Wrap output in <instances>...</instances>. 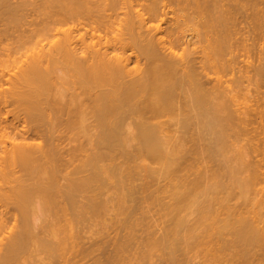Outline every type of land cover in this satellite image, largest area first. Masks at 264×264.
<instances>
[{
	"label": "bare ground",
	"instance_id": "obj_1",
	"mask_svg": "<svg viewBox=\"0 0 264 264\" xmlns=\"http://www.w3.org/2000/svg\"><path fill=\"white\" fill-rule=\"evenodd\" d=\"M261 41L264 0H0V67L15 65L0 69V114L14 116L0 122L9 138L0 142V264H115L146 222L143 204L155 206L146 215L159 211L147 221L163 208L162 222L176 228L168 227L172 248L171 238H157L170 250L168 264L183 262L194 246L188 239L201 227L208 239L216 224L222 228L214 235L235 237L234 260L245 263L257 249L264 255V56H251ZM236 139L244 153L233 154ZM140 164L151 180L140 184V177L136 186L131 165ZM205 165L217 171L209 175ZM257 196L260 214L239 201L251 206ZM234 198L254 216H227ZM113 207L121 217L126 212L119 220L125 229L117 222L123 233L132 232L122 234L120 248L111 233L104 241L83 224ZM155 235L150 242H158ZM147 241L138 247L150 248ZM132 243L131 252L138 249Z\"/></svg>",
	"mask_w": 264,
	"mask_h": 264
},
{
	"label": "rangeland",
	"instance_id": "obj_2",
	"mask_svg": "<svg viewBox=\"0 0 264 264\" xmlns=\"http://www.w3.org/2000/svg\"><path fill=\"white\" fill-rule=\"evenodd\" d=\"M261 42H262V43H261ZM261 42L258 43L259 47H258V45H257V47H256V48H258V49H255V50L253 49V52H256V53H251V54H252V55H251L252 57H255V58L257 57V58H258L259 56H261V57L264 56L263 53H260V52H263V48H264V45H263L264 42H263V41H261ZM261 48H262V50H261ZM240 54H242V53H240ZM260 54H262V55H260ZM253 55H254V56H253ZM256 55H257V56H256ZM257 58H256V59H257ZM240 59H244V58L240 57ZM238 60H239V59H238ZM0 62H2V61H0ZM9 63H10V62H9ZM12 63H13V62H12ZM2 65H3V64L1 63V67H0V69H4V68H5V67H3ZM4 65H7V67H8V68H7V67L5 68L6 70L11 69V68H13V67L15 66V65L12 66V64H9V65H11L12 67H11V66H8V63H5ZM16 66H17V65H16ZM2 67H3V68H2ZM234 67H235V66H234ZM5 69H4V71H5ZM15 69H16V68H15ZM7 72H8V71H7ZM7 72H5V73H7ZM10 72H12V69L10 70ZM14 72H15V70L13 69V73H14ZM13 73H9V72H8V74H10V75L13 74ZM8 74H5V75H4V76H5L4 79H7L8 76L10 77V75H8ZM6 75H7V77H6ZM9 77H8V78H9ZM6 85H7V84H5V85H3V86L6 88V87H7ZM8 87H9V86H8ZM8 87H7V88H8ZM7 88H6V89H7ZM243 95H244V94H243ZM244 96H245V95H244ZM244 96H243V97H244ZM241 97H242V95H241ZM243 97H242V98H243ZM241 100H243V99H241ZM2 115H4V113L0 114V117H1ZM5 115H6V113H5ZM5 115H4L3 117H1L2 119L0 118V119H1L0 122H1L2 124H3V122H4V124H5V126H6L7 124H6L5 121H4V119H5ZM8 115H9V114L6 115V118L8 119V122H9V124H10L11 121L14 120V116H11V114H10V116L8 117ZM3 118H4V119H3ZM7 119H5V120L7 121ZM11 119H12V120H11ZM9 120H10V121H9ZM2 121H3V122H2ZM8 122H7V123H8ZM14 122H15V121H14ZM1 123H0V124H1ZM2 124H1V126H2V128H3V125H2ZM9 124H8V125H9ZM5 126H4V127H5ZM237 129H238V128H237ZM237 129H236V130H237ZM236 130H235V132H237V133L241 132V131H238L239 129H238L237 131H236ZM0 131H1L0 134L2 135V137H0V142L2 143V141H3V142H5V141H9V138H7V137H8V134L5 135L6 133L2 132V130H0ZM3 131H5V130H3ZM5 132H8V133L11 132L10 128H9L8 130H6ZM3 135H4V136H3ZM176 135H178V134H176ZM179 135H180V134H179ZM6 136H7V137H6ZM263 137H264V136H263ZM241 138H242V139L245 138V140H246V137H243V135H242V137H240V140H242ZM240 140H239V139L233 140V141H235V142L238 141L237 143H235V144H236V147H237V148H236V147H235V148L237 149L238 152L236 153V150H235V148H234V151H235V152L233 153L234 155L238 154L241 150L244 151V148H241L242 142H241ZM242 141L245 142V144L242 145L243 147H245V145L247 144V143H246L247 141H244V140H242ZM239 142H241V143H239ZM238 143H239V144H238ZM5 144H6V143H5ZM131 144H132V143H131ZM134 144H135V142H133L132 145H134ZM3 145H4V143H3ZM0 146H2V145H0ZM238 147L241 148V150H238ZM246 148H247V146H246ZM245 152H246V149H245ZM240 153H244V152H240ZM148 162H149V161H148ZM150 163H151V162H149V164L147 163V165H150ZM204 164H207V163H204ZM152 165H153V164H152ZM154 165H155V164H154ZM154 165H153V167H154V169H155V167L157 166V164H156L155 166H154ZM211 165H212L213 168H216V167H214V166L216 165L215 163H213V164L208 163L207 166H209V168H210ZM133 166H134V165H133ZM133 166L131 165V167L134 169L133 171H136V172H133V171H132V172H133V173H136V174H135L136 176H139V175H140L139 177H137V179H136V176H135V185H136V186H137V185L139 186V185L141 184V182H142V183H143V182H144V183L150 182V181H148V180H151V179H149V178L146 177L145 175H143V177L141 176L142 173L145 174V172L143 171V165H142V164H140L139 166L137 165V166H138L137 168H138L140 171H139L137 168L135 169V166H136V165H135L134 167H133ZM200 166H202V165H200ZM203 166H204V165H203ZM205 166H206V165H205ZM207 166H206V168H207ZM216 166H217V165H216ZM153 167H152V168H153ZM132 168H129V170H130V169L132 170ZM156 168H157V167H156ZM213 168H211L210 170L207 168V171L209 170L210 172H212V171L214 170ZM217 168H218V167H217ZM212 169H213V170H212ZM141 170H142V171H141ZM137 171L140 172V173H138L139 175L137 174ZM207 171H206V172H207ZM209 171H208L207 174L210 175ZM216 171H217V169L214 170L211 174H214V172H216ZM130 172H131V171H130ZM130 172H129V173H130ZM179 173H180V172H179ZM179 173H178L177 175H178L179 177H181V179H180L178 176H176V177H178V179L181 180V182H182V175H183L184 172H183V171L181 172L182 175H181V173H180V174H179ZM131 174H132V173H131ZM193 176H194V175H193ZM140 177H141L142 179H139ZM156 177H157V175H156ZM161 177H162V176H160L159 179H162V180H163V178H161ZM165 177H166V176H165ZM133 178H134V177H133ZM157 178H158V177H157ZM171 178H172V179H175L174 177H171ZM138 179H139V180H138ZM144 179H146V180L144 181ZM166 179H168V177H167ZM133 180H134V179H133ZM136 180L140 181V184H138V183H137L138 181H136ZM162 180H160L161 183L164 181V180H163V181H162ZM168 180H169V179H168ZM160 181L158 180L159 183H160ZM165 182H166V184L169 182L168 184L171 186V187H169L170 189H167V187H166L165 190H168V191L170 190L169 192H171V189H172V191H173V182H172V181H167V180H166ZM165 182H164L163 184H165ZM171 182H172V183H171ZM170 183H171L172 185H171ZM129 185H130V183H129ZM163 186H164V185H163ZM127 187H128V184H127ZM165 190H164V191H165ZM119 193H120V192H119ZM119 193L117 192L116 194L119 195ZM166 193H167V192H166ZM117 195H115V196L118 198ZM159 195L161 196L160 193H159ZM165 195L167 196V195H169V193H168V194H164V195H162V196L165 197ZM137 196L140 197L139 194H137ZM235 196H237V198H238L239 195H235ZM253 196H254V195H251V197H253ZM167 197H169V196H167ZM159 199L163 200L162 198H159ZM166 199H167V201H168V198H164V201H163V202H166V201H165ZM249 199H250V198H249ZM232 200H233V199H232ZM234 200L236 201V198H234ZM234 200L231 201V202L229 203L230 205H227L228 208H229V206H231L230 208L233 207L232 209H233V212H234V213L231 211V214H229V215H227V213L224 214V212H227V211L225 210L224 212H221L220 209H221V210H223V209H222V207L220 206V204H219V206H220L221 208L218 206V204H217V206H215V207H217V210L219 211V213H218V211H217V212L215 211V213H218L219 216H221V214L223 213V214H222V216H223L222 218H224L225 215L230 216V215L235 214L234 217L236 218V215H237L239 212H240V213L237 215L238 217H239L240 214L245 213V211H246V210H245V207H247V210L249 209L248 211H249L250 213H252V211H253V213H254L255 211L257 212V210L260 209V208L258 207V205H257L258 202H259V201H257V200H260V197H259V196L254 197V199L251 198L250 200H248V201H249V204L252 202V203H251V206L253 205L252 207L249 206V205L247 206L248 203H243V200H242V199H239V201H240V202L242 201V204H243V205L245 204V205H244L245 207H244L241 203H239L238 200L234 203ZM252 200H253V201H252ZM255 200H256V201H255ZM248 201H247V202H248ZM118 202H119V201L116 200V207H117V208L119 207V205L117 206V203H118ZM237 202H238V203H237ZM256 202H257V203H256ZM233 203H234L235 205H234ZM128 204H129V205H128ZM128 204H127L125 207H127V206H131V205H132V203H131V205H130V203H128ZM153 204L158 205V208H159V205H160V204H157V203H153ZM161 204H162V202H161ZM236 204L241 205V206H243V207H242V208H239L240 206H238V205L236 206ZM149 205H151V204H149ZM149 205H148V207H149ZM120 206H121V205H120ZM151 206H153V205H151ZM160 206H162V205H160ZM165 206H166V205H165ZM165 206H164V209H165ZM235 206H236V208H235ZM254 206H255V207H254ZM121 207H122V206H121ZM121 207H119V209H120ZM144 207H145V208H144ZM146 207H147V205L145 206V204H143V210H144V212H143V216H145L143 220H146L147 224H145V223H146L145 221H144V223H143V222H140V224L142 223V226H145V230H146V231H147L148 228H152V229H153V230L150 229V230L152 231V232L150 231V233H152V234L149 233V234L151 235V238H154V237H152V236H154V232H155L156 235L158 234V235H157L158 237L155 235V242H157V240H158L157 238H160V237H162V240L159 239L161 242L163 241L162 244H164L165 242H169V241L171 240V241H170L171 244H170V242H169L168 244H169L170 247L172 248V238H173V236H174L173 233L175 232L176 228L174 229L173 227H170L171 224H170V226H169V225L167 226V225L165 224L166 222H167V224L170 223V222H169L170 220H169V221H166V222L164 223L166 217H165V215L163 214V212H164L165 210L163 211V210H162L163 208L160 209V215H161V216L164 215V217H162L161 220H157L158 218H160V215L157 216V219H156V217H154L153 220H154V219L156 220V221L154 220V221H155V223H154L152 219L149 220V221H147V218L149 219L150 216H152V217L155 216L156 211H154V212H155V213H154V212H152L153 209H150V210H151L150 212L154 213V215H152V213H151V215H150V214H147V215H149V217H147V215H146L145 213H146V211L149 212V210L147 209L148 207H147V208H146ZM154 207H155V206H153V208H154ZM162 207H163V206H162ZM113 208H114V209H113ZM113 208H111V211L109 210V211L111 212V214H112V215L110 214L111 216H109V213H110V212L108 211V212L105 214V216H104V214L102 215V216H104V217L96 218V219H94V220H89V221L86 220V221L83 222V224H84L85 226L88 227V225L91 223V226H89V231L91 230V232H93L94 234H95V232H96V234L98 235V238H100V236H101L100 239L103 240V238H104V241H106L105 238H107V236L102 238V236L104 235V233H106V234H107L108 232L111 233L112 236H114V237H113L114 240L116 241V240L118 239L117 242H118V241L120 242V244L118 243V246H119V248H120V245L123 244V243H121V242L124 240V238H123L124 235H127V236H128L130 233L132 234V232L129 231V230H131V228H130L129 230H128V228H126V232H128L127 234H125L126 232L123 233V231H125V230H121V229H122V226H123V229H125L124 225L122 224V223H123V222H122L123 220L121 219L122 217H123V219H124V217L126 216V212H124L125 210H124V211L122 210V211L124 212L125 216L122 215V217H121V216L119 215V213H118L119 211H120V213H121V210H119V211L117 212L118 209L116 208L117 210L115 211V207H113ZM149 208H150V207H149ZM219 208H220V209H219ZM234 208H235V210H236L237 208H239V209H237V212H236V211L234 210ZM257 208H259V209H257ZM261 208H263V207L261 206ZM121 209H122V208H121ZM156 209H157V207H156ZM156 209H154V210H156ZM224 209H225V208H224ZM253 209H254V210H253ZM112 210H114V211L117 212V213H115V212L112 211ZM161 210H162V212H161ZM190 210H191V209H190ZM251 210H252V211H251ZM263 210H264V209H263ZM263 210H262V212H263ZM128 211H130V210H128ZM157 211H158V209H157ZM187 211H189V210H187ZM192 211H194V209H192ZM241 211H242V213H241ZM248 211H246V214H245V215L248 214V216H249V212H248ZM158 212H159V211H158ZM158 212H157V213H158ZM213 212H214V211H213ZM220 212H221V213H220ZM229 212H230V211H228V213H229ZM235 212H236V213H235ZM260 212H261V211H258L257 213L260 214ZM138 213H139V215H141V211H138ZM138 213H137V211H136L135 214H138ZM157 213H156V214H157ZM186 213H188V212H186ZM194 213H195V217H196L198 213H196L195 211H194ZM215 213H213V214H215ZM257 213H256V215H257ZM115 214L118 215V216H120V217H118V221H117V219H116L117 217H116ZM121 214H122V213H121ZM135 214H134V215H135ZM254 214H255V213H254ZM254 214H252V215L250 214V216H254ZM216 215H217V214H216ZM216 215H215V217H213V218H217V219L219 220L221 217L218 218V217H217L218 215H217V216H216ZM136 216H137V215H136ZM193 216H194V215H193V213H192L191 219H189L190 217L187 218V219H189V221L192 220V223H193V221L195 220V217L193 218ZM250 216H249V217H250ZM109 217L111 218L110 220H109ZM137 217H138V216H137ZM139 217H140V216H139ZM197 217L199 218V216H197ZM197 217H196V218H197ZM234 217H233V218H234ZM163 218H164V221L162 222ZM225 218H226V217H225ZM225 218H224V220H225ZM227 218H228V217H227ZM107 219H108V220H107ZM112 219H113V220H112ZM95 220H96V221H95ZM102 220H103V221H102ZM104 220H105V223H104ZM119 220H122V221H119ZM215 220H216V219H215ZM218 220H217V221H218ZM224 220H223V221H224ZM229 220H230V222L232 221V219H231L230 217H229ZM237 220H238V219H234L232 223L236 222ZM101 221H102L103 223H102ZM112 221H113L114 223H113ZM115 221H116V223H115ZM134 221H135V219H134ZM150 221H151V224H153V225H149V224H150ZM158 221H160V222H158ZM195 221H196V220H195ZM195 221H194V222H195ZM197 221H199V219H198ZM197 221H196V223H195V224H196L195 226H196L197 228H199V227L197 226V223H199V222H197ZM85 222H86V223H85ZM87 222H89V223H87ZM93 222H94V223H93ZM110 222H111V224H110ZM117 222H121L120 224H122V226L119 225V223H117ZM130 222H131V221H130ZM148 222H149V224H148ZM190 222H191V221H190ZM215 222H216V221H215ZM92 223H93V225H92ZM100 223H101V224H100ZM132 223H133V222H132ZM132 223H131V226H132L133 228L138 224L137 221H136V223H137L136 225H135V224L132 225ZM158 223H159V224H158ZM162 223H163V224H162ZM192 223H190L189 225H191ZM216 223H217V222H216ZM219 223L221 224L220 221H218V224H219ZM95 224H96V225H95ZM109 224H110V225H109ZM117 224H118V225H117ZM128 224H130V223H127L126 225H128ZM140 224H138V225L140 226ZM157 224H158V225H157ZM160 224H161V225H160ZM164 224H165L167 227H165ZM193 224H194V223H193ZM193 224L191 225L192 228H196V227L193 226ZM222 224H223V223H222ZM236 224H237V222H236ZM236 224H233V225H236ZM84 225H83V227H84ZM108 225H109V226H108ZM112 225H115V227L117 228V229L115 228L114 230H118V229H120V231L118 230V231H119V234H118V232H116V231H115V233H113L114 230L112 231V229H113L114 226L112 227ZM116 225H117L118 227H117ZM138 225H137V226H138ZM147 225H148V226H147ZM154 225H156V226H154ZM163 225H164V226H163ZM231 225H232V224H231ZM93 226H94V227H93ZM119 226H120V228H119ZM129 226H130V225H129ZM137 226H136V227H137ZM142 226H141V227H142ZM152 226H154L157 230H154V227H152ZM161 226H162V227H161ZM173 226H175V225L173 224ZM199 226H201V223H199ZM87 227H86V228H87ZM91 227H92V228H91ZM96 227H97V228H96ZM141 227H138V229L143 230V229H142L143 227H142V228H141ZM147 227H148V228H147ZM160 227H161L162 230L160 229ZM163 227H165V228H168V227H169L171 230L174 229V230H173L174 232L172 231L173 236L170 235V236H171V237H170V236L168 235V231L170 230L169 228L167 229L166 234L163 233V232H165V230H164L165 228H163ZM219 227H220V226H217V224H216L215 229H213V228H214V226H213L212 229L217 231V232H216V231H213V232L218 233V231L221 230L222 226H221V228L218 230ZM84 228H85V227H84ZM93 228H94V229H93ZM133 228H132V229H133ZM216 228H217V229H216ZM92 229H93V230H96V231L94 232ZM136 229H137V228H134V232H133L135 235L138 233V232L135 233V231H139V232H141L140 230H138V229L136 230ZM212 229H211V230H212ZM99 230H100V231H99ZM127 230H128V231H127ZM145 230H144V232H146ZM159 230H161L162 232L159 231ZM171 230L169 231V234L171 233ZM193 230H195V229H193ZM203 230H204V228H203ZM203 230H202V227H201V230H200V228H199V232L202 233ZM207 230L209 231V232H208L209 234L211 233L210 235L208 234V239H206V237H207V236H206V235H207V231H206V230L204 231V232H206V234L204 233V235H205L206 237L203 238V236H201V235H203V234L199 233L198 230L196 229V231L198 232V233H196V234L200 235L201 238H203L202 242H201V240H199V238H198V243H197V241H196V237H198V236H196L195 232H194L195 237H193V238H195V240H194V239L192 240L191 238L188 239V242H189V240H191L192 242L194 241V246H193V244H189V243H188V244H189V248H190V246L192 245V246H191L192 248L189 249V250L192 251V252H189V253L185 252V253L183 254L184 257H182V261H183V262H180L181 264H187V263H188V264H224V263H225V264H249V262H250V264H260V263L262 264V260L264 259V258L261 259V258H262L261 256L264 257V255H262V254H263V251H259V249L256 248L258 252L254 249L255 252H252V253H254V254H252L253 258H252V256H250V257L248 258L249 261H248V260H245V261H244L245 263H243V262H239V260H242V259H237V258L235 257V259H237V260H234V258H233L234 255L236 256V254H234V253H235V252H236V253L238 252V245L236 244L237 241H236V242L234 241L235 237L233 236V239H232V235H228L229 237L225 236V239H226V238H227V239L229 238V239L224 241V237H219V234H215V235H214L213 232H210V229H208V228H207ZM86 231H87V229H86ZM86 231H85V232H86ZM98 231H99V233H97ZM87 232H88V231H87ZM87 232H86V233H87ZM91 232H90V233H91ZM100 232H101L102 234H101ZM129 232H130V233H129ZM144 232L142 231L141 234L138 233L139 235H137V236H139V237H141V238H142V236H144L145 238H142V239L140 240V238H136L137 236L134 235V237H133L134 239H133V241H131V242L134 243V241H135V243H136V242H138L139 240H140V241L143 240L142 243H140V244L143 245L144 240H145V242H144V244H145V243H146V239H147V240H148L147 243H148V245L150 246V248H152L151 251H152L153 253H151V251H149L150 248H147V247H146V246H147L146 244H145L146 246H144V247H143V246L138 247V245H140V244H138L139 242L136 243V244L134 243V245H135L134 247H135V248L138 247V249H141V250H142V248H145V250L143 249L144 252H142L143 250L140 251V250H138V249H137V250H133V252H131V251H132V247H131V248L129 247V244L131 243V242H129V243H127L128 245H127L126 247H128V248H130V249H128V248L126 249V247H125V248H124V251H125V250H131V251H130V252L128 251L129 253H128L127 256H125V255L127 254V251H125L126 254H124V258H123V256H122L123 254L120 255L121 251H120V249L118 248L119 251H118V254H117V257H116L117 259H116V263H115V264H120V263H121V264H125V263H126V264H131V263H132V264H136V263H139V260L137 261V258L139 259L138 256L141 255V252H142V254L144 253V258H143V259L140 258V259H141V260H144L145 257L148 258V260L145 259L144 261H146V262L148 261L147 263H149V264H153V263H154V264H158V263H159V264H163V263L168 264V263H167V260H168L167 256H168L169 253L166 252V251H168L169 249H166V251H164V250H165L164 245H163L164 248H163V247H160V246H162V245H158V243L160 242L159 240H158L157 243H154V242H153L154 239H152L153 241L151 240L152 242H150V239H149V238H150V235H149L147 232H146V234H145ZM148 232H149V229H148ZM160 232H161L163 235H162ZM109 233H108V234H109ZM88 234H89V232H88ZM88 234H86V235L88 236ZM106 234H105V235H106ZM108 234H107V235H108ZM122 234H124V235H122ZM131 234H130V235H131ZM147 234L149 235V238H146V235H147ZM164 234H165V236L168 235V237H167L166 240H165V238H164V237H165ZM194 234H193V232L191 233V235H193V236H194ZM225 234H226V233H225ZM227 234H228V233H227ZM89 235H90V234H89ZM116 235H118V236H116ZM130 235H129V236H130ZM140 235H141V236H140ZM212 235H214V237H213ZM217 235H218V237H217V239H216V236H217ZM95 236H96V235H95ZM112 236L109 235L108 237L111 238ZM115 236L117 237L116 239H115ZM129 236H128V237H129ZM159 236H160V237H159ZM200 236H199V237H200ZM209 236H210V237H209ZM221 236H222V235H221ZM96 237H97V236H96ZM128 237H127L126 239H130V238H128ZM130 237H131V236H130ZM98 238H97V239H98ZM110 238H108V239H110ZM119 238H121V239H119ZM122 238H123V239H122ZM135 238H136V239H135ZM169 238H171V239L169 240ZM213 238H214L215 240H214ZM95 239H96V238H95ZM138 239H139V240H138ZM210 239H211V240H210ZM221 239H223V240H222L221 242H219ZM110 240H111V239H110ZM137 240H138V241H137ZM167 240H169V241H167ZM204 240H207V241L204 243V242H203ZM209 240H210V242H209ZM218 240H219V241H218ZM229 240H230V241H229ZM85 241H88V240H85ZM112 241H113V240H112ZM214 241H215V243H214ZM227 241H229V243H227V245H225V243H226ZM233 241L235 242V243H234V246H233ZM107 242L109 243V240H108ZM107 242H106V244H107ZM161 242H160V243H161ZM192 242H190V243H192ZM199 242L203 243L204 245L202 246V244H199ZM212 242H213L214 244H213ZM103 243H105V242H103ZM113 243H115V242H113ZM133 243H132V244H133ZM149 243H151V244L153 243V244L151 245V244H149ZM160 243H159V244H160ZM211 243H212L213 245H212ZM219 243H220V244H219ZM110 244H112V243H110ZM156 244H157V245H156ZM197 244H199V245H198V248L195 247V246H197ZM216 244H217V245H216ZM153 245H154V247L157 246L156 249L153 247ZM166 245H167V244H165V246H166ZM169 245H168V246H169ZM218 245H219V247H218ZM235 245H236V246H235ZM107 246H109V245H107ZM110 246H111V248H112V245H110ZM130 246H133V245H130ZM136 246H137V247H136ZM149 246H148V247H149ZM168 246H166V248H170V247H168ZM208 246H209V247L211 246L210 249H209ZM212 246H213V249H212ZM222 246H225V247L228 248V249H224V248H222ZM104 247H105V245H104ZM123 247H124V246H123ZM134 247H133V249H135ZM159 247L162 248L163 251H162ZM199 247H200V248H199ZM235 247H237V248H235ZM105 248H106V247H105ZM107 248H108V247H107ZM121 248H122V247H121ZM157 248H159L161 251H160L159 249H157ZM215 248H216V249H215ZM220 248H221V249H220ZM147 249H148V251L150 252V256H152L151 259L153 258V260L149 259L150 256H149V254H147V252H148ZM192 249H193V250H192ZM206 249H207V250H206ZM208 249H209V250H208ZM211 249H212V251H211ZM219 249H220V251H221L222 249H223L224 251H223V252L217 251V250H219ZM232 249H233V251H232ZM156 250H157V252H156ZM189 250H188V251H189ZM195 250H196V251H195ZM213 250H214V251H213ZM235 250H237V251H235ZM254 250H253V251H254ZM136 251H137V254H139V252H140V254H139V255H135V254H136ZM145 251H146V253H145ZM208 251H209L210 254L208 253ZM215 251H216V253H215ZM231 251H232V252H231ZM119 252H120V253H119ZM122 252H123V251H122ZM149 252H148V253H149ZM154 252L159 253V255H158V254L155 255ZM169 252H170V250H169ZM217 252H218V253H217ZM233 252H234V253H233ZM260 252H261L262 254H261ZM130 253H131V254H130ZM161 253H162V254H161ZM190 253H191V255H190ZM212 253H214V254H212ZM220 253H221V255H220ZM223 253H224V255H223ZM229 253H230L231 255H230ZM129 254H130V255H129ZM146 254H147L148 256H146ZM151 254H154V256L151 255ZM160 254H161V255L165 254V255H164L163 257H161ZM216 254H217V255H218V254L220 255V257H221V259L219 258L220 261H219V259H218V256H219V255L217 256ZM119 255H120V256H119ZM185 255H186V257H185ZM187 255H188V256H187ZM213 255H214V257H213ZM222 255H223V256H222ZM254 255H255V256H254ZM258 255H259L260 257H259ZM135 256H137V258H135ZM165 256H166V257H165ZM215 256H216V257H215ZM224 256H225V257H224ZM257 256H258V257H257ZM118 257H119V258H118ZM131 257H133V258L136 259V260H134V259L131 258ZM140 257H141V256H140ZM142 257H143V256H142ZM223 257H224V258H223ZM121 258H122L123 260H121ZM126 258H127V259L129 258L128 260H130V261H129L130 263L128 262V260H126ZM154 258L157 259V260H155ZM161 258H163V259H161ZM183 258H184V260H183ZM188 258H190V259H188ZM212 258H213V259H212ZM214 258H215V259L217 258L218 260H217V259L215 260ZM250 258H251V261H250ZM254 258H255V259H254ZM258 258H259V259H258ZM131 259H132V262H131ZM165 259H166L165 262H162V261H161V260L164 261ZM257 259H258V260H257ZM119 260H121V261H119ZM141 260H140V262H141V263L143 262L142 264H145V263H146V262L144 263V261H141ZM150 260H151L153 263H152ZM187 260H188V262H187ZM222 260H223V261H222ZM254 260H255L256 262H255ZM135 261H137V262H135ZM149 261H150V262H149ZM155 261H156V262H155ZM168 261H169V260H168ZM184 261H185V263H184ZM242 261H243V260H242ZM247 261H248V262H247ZM118 262H119V263H118ZM122 262H123V263H122ZM127 262H128V263H127ZM134 262H135V263H134ZM160 262H161V263H160ZM222 262H223V263H222ZM229 262H230V263H229ZM251 262H252V263H251ZM253 262H254V263H253ZM141 263H140V264H141ZM147 263H146V264H147ZM180 263H179V264H180ZM263 264H264V260H263Z\"/></svg>",
	"mask_w": 264,
	"mask_h": 264
}]
</instances>
